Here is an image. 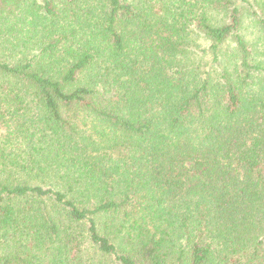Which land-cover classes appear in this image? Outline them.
<instances>
[{
  "label": "trees",
  "instance_id": "16d2710c",
  "mask_svg": "<svg viewBox=\"0 0 264 264\" xmlns=\"http://www.w3.org/2000/svg\"><path fill=\"white\" fill-rule=\"evenodd\" d=\"M0 264H264V0H0Z\"/></svg>",
  "mask_w": 264,
  "mask_h": 264
},
{
  "label": "rangeland",
  "instance_id": "374dc122",
  "mask_svg": "<svg viewBox=\"0 0 264 264\" xmlns=\"http://www.w3.org/2000/svg\"><path fill=\"white\" fill-rule=\"evenodd\" d=\"M250 32V31H249ZM253 35H251V32L250 33H247V38L249 39V40H253Z\"/></svg>",
  "mask_w": 264,
  "mask_h": 264
}]
</instances>
